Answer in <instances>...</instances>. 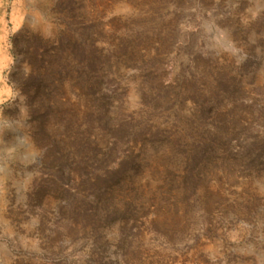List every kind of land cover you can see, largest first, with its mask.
I'll return each mask as SVG.
<instances>
[{"label": "rangeland", "instance_id": "374dc122", "mask_svg": "<svg viewBox=\"0 0 264 264\" xmlns=\"http://www.w3.org/2000/svg\"><path fill=\"white\" fill-rule=\"evenodd\" d=\"M0 8V264H264V0Z\"/></svg>", "mask_w": 264, "mask_h": 264}, {"label": "crops", "instance_id": "0c3cea01", "mask_svg": "<svg viewBox=\"0 0 264 264\" xmlns=\"http://www.w3.org/2000/svg\"><path fill=\"white\" fill-rule=\"evenodd\" d=\"M9 30L8 24L5 19V12L0 8V100H2L6 95L10 93L9 89L4 85L3 82V72L5 71V66L7 63V56L9 53Z\"/></svg>", "mask_w": 264, "mask_h": 264}]
</instances>
